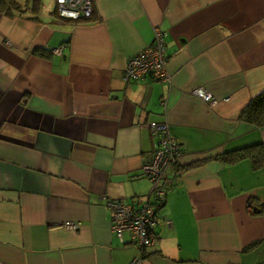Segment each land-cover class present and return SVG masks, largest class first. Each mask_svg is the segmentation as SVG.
Returning <instances> with one entry per match:
<instances>
[{
	"label": "crops",
	"instance_id": "obj_1",
	"mask_svg": "<svg viewBox=\"0 0 264 264\" xmlns=\"http://www.w3.org/2000/svg\"><path fill=\"white\" fill-rule=\"evenodd\" d=\"M12 1L0 4V264H128L140 250L111 231L107 201L148 193L147 123L164 120L181 154L160 210L170 223L143 264H264V168L213 159L264 144L239 118L264 92V0H92V21ZM154 28L171 84L125 80Z\"/></svg>",
	"mask_w": 264,
	"mask_h": 264
},
{
	"label": "built area",
	"instance_id": "obj_2",
	"mask_svg": "<svg viewBox=\"0 0 264 264\" xmlns=\"http://www.w3.org/2000/svg\"><path fill=\"white\" fill-rule=\"evenodd\" d=\"M54 3L58 16L64 19L80 20L90 17L93 12L92 0H54ZM55 52H60V49ZM146 77L171 84V75L166 68L164 33L159 28H154L152 42L128 58L125 64V80H142ZM193 93L210 105L217 103L203 88H196ZM147 126L155 140L152 153L141 166V176L150 182L148 193L134 203L107 201L111 231L119 240L128 234L131 242L140 250L128 264H143L144 250L158 239V225L161 222L170 223L169 220L162 219L160 205L165 201L167 193V171L178 163L181 154L179 144L170 134L166 120L150 121ZM63 226L77 230L80 223L67 221Z\"/></svg>",
	"mask_w": 264,
	"mask_h": 264
},
{
	"label": "trees",
	"instance_id": "obj_3",
	"mask_svg": "<svg viewBox=\"0 0 264 264\" xmlns=\"http://www.w3.org/2000/svg\"><path fill=\"white\" fill-rule=\"evenodd\" d=\"M12 2V0H9V3ZM0 4L5 6L6 0H0ZM92 14L86 19L91 21L94 20ZM239 118L255 126L264 127V92L250 99L245 108L240 112ZM213 159L223 163H234L242 159H248L254 169L264 168V144L257 143L239 149L226 151L214 156ZM204 161L205 160H202L191 166L199 165ZM164 202L161 203L160 210L164 205ZM251 203L252 202L249 201V207L251 206ZM259 211L264 213V205L259 206Z\"/></svg>",
	"mask_w": 264,
	"mask_h": 264
},
{
	"label": "rangeland",
	"instance_id": "obj_4",
	"mask_svg": "<svg viewBox=\"0 0 264 264\" xmlns=\"http://www.w3.org/2000/svg\"><path fill=\"white\" fill-rule=\"evenodd\" d=\"M53 0H42V5L45 9H51Z\"/></svg>",
	"mask_w": 264,
	"mask_h": 264
}]
</instances>
